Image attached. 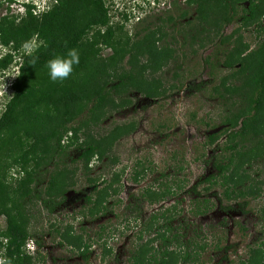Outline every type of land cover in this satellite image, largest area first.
I'll return each instance as SVG.
<instances>
[{
    "label": "rangeland",
    "instance_id": "374dc122",
    "mask_svg": "<svg viewBox=\"0 0 264 264\" xmlns=\"http://www.w3.org/2000/svg\"><path fill=\"white\" fill-rule=\"evenodd\" d=\"M13 1L9 5L8 0H0V20L4 15L7 17L4 27L12 21L17 26L21 18L19 11L24 8L20 3L13 4ZM59 1L29 0L30 3L25 5L33 7V14L40 17L53 6H58ZM173 1H176L175 6ZM196 1L105 0L110 20L108 27L101 28V31L109 29L112 32L114 41H118L120 48L122 46L125 50V57L120 61L123 53L113 56L112 48L99 44L95 48L99 51L95 66L100 69L94 65L92 69L100 71L104 68L106 73H113L116 69L120 71L121 68L127 70L129 53L135 43L143 39L146 30L163 32L158 45H169L172 57L154 74L146 72L141 77L148 82L154 79L159 89L158 96L148 98L133 90L116 95L114 99H120L118 103L125 106L104 110L98 123L90 127L93 134L102 136L116 126L132 124V131L114 143L108 158L106 156L101 162L94 159L89 165L90 170L86 171L77 160L75 147L71 146L36 169L33 194L25 202V211L30 219L27 251L34 257L38 255L36 264H128L130 250L136 243L134 233L139 230L141 222L140 218L134 220L131 214L134 208L140 210L139 217L146 219L154 211H163L175 205L179 213L174 215L172 227H178L179 232L185 233L183 241L189 239L198 245L205 244L197 264H239L248 259L249 247L255 248L263 240L260 210L264 208V144L253 146L250 152L252 158L244 165L250 176L248 183L257 191L255 197L226 201L221 188L216 186L205 191L207 184L203 181L213 173L212 153L221 151L226 145V119L243 105L237 96L231 97L227 91V94L224 93L221 81L230 71L222 63L228 51L236 45L238 37L248 46V52L259 47L264 40V34L258 31L264 27V17L259 24L241 26L238 22L240 11L247 6V2H243L238 4L239 15L232 22L223 25L219 31L205 30L198 35L203 24L199 25L196 20ZM83 17L82 10L78 13V21L82 23ZM169 17L172 20L168 21ZM233 31L236 34L231 40L221 42ZM94 32H90V40ZM195 36L202 42H194ZM25 41L22 40L18 46L13 41L7 45L0 41V60L11 57L6 67L0 69V76L6 84L15 80L6 77L15 74L14 68L18 69L25 55L21 51ZM121 50L116 48V51ZM243 79V76L230 79L226 86L241 87ZM45 114L49 113L41 109L37 116L40 118ZM50 114L53 115L51 111ZM36 117L33 120L37 123L39 118ZM82 119L86 117H81L72 126L77 127ZM82 133L80 131L78 137H82ZM212 133L219 138L215 144L208 146L206 142ZM67 137L70 133L63 139L64 143ZM24 149L13 154L3 152L0 156V176L6 182L13 183L23 175L13 160ZM112 159H116L114 164ZM136 163L140 166L137 167ZM134 167L144 172L138 183L130 180ZM27 169H33V165L29 164ZM57 170L63 171L68 188L63 197L46 200L49 178ZM118 172H123L119 196L108 198L106 212L97 215L93 210L90 213L91 206L84 205V194L91 191L88 178L96 179L100 184L102 180H111ZM196 183L199 184L196 189L198 195L189 190ZM148 186L160 191L166 186L173 194L161 202L148 204L139 197L142 189ZM203 198L209 200L210 207L205 214L195 216L193 204ZM243 201H247V206L240 210ZM227 206L231 209L224 210ZM4 224L0 218V229ZM65 229L71 230L73 235H82L84 241L90 244L87 261L75 248L62 244L60 233ZM226 246L232 248L226 250Z\"/></svg>",
    "mask_w": 264,
    "mask_h": 264
},
{
    "label": "trees",
    "instance_id": "16d2710c",
    "mask_svg": "<svg viewBox=\"0 0 264 264\" xmlns=\"http://www.w3.org/2000/svg\"><path fill=\"white\" fill-rule=\"evenodd\" d=\"M12 1L8 0V4ZM190 1L185 0V3ZM59 2L58 6H53L40 17L33 14V7L24 5L26 11L23 15L20 14L17 26H14L12 21L8 27H4L6 15L0 20V41L4 45L12 41L19 45L22 40H28L34 34H39L47 45L39 47L35 52L38 59L34 66L29 64L32 57L22 56L18 68L21 75L12 81L11 86L7 87V91L0 98L3 110L0 114V156L3 152L13 154L16 150L18 152L25 148L23 153L13 160V164L19 165L23 175L13 183L6 182L5 178L0 176V218L5 223L0 229V256L11 261V264H36L35 260L38 261L39 258L38 255L34 257L27 251L30 242V219L25 211V202L33 194L32 185L36 169L41 163L62 154L71 146L75 147L77 160L86 171L90 170L89 165L94 159L101 162L106 156L108 158L114 143L132 131V124L116 126L102 136L93 134L90 127L98 123L105 113L104 110L125 106L124 103H118L120 99H114L116 95L133 90L148 98L158 96L159 89L154 79L148 82L141 77L146 72L154 74L172 57L169 45H158L163 32L146 30L143 39L135 43L133 51L129 53L127 70L121 68L120 71L116 69L113 73H106V69L102 68L97 71L96 69H100L95 66L96 54L99 51L95 48L99 44L112 48L115 53L113 56L123 53L120 61L125 57V50L122 46L120 48L118 41H114L112 32L109 29L101 31V28L108 27L110 20L105 0ZM243 2H247V6L240 11V25L250 27L259 24L260 19L264 17V0H197L196 20L199 25L203 24L197 34L200 35L205 30L219 31L223 25L232 22L239 15L238 4ZM173 3L175 6L176 1ZM82 10L84 20L81 23L78 21V13ZM169 20H172L171 17ZM93 30L95 32L90 40L89 34ZM258 31L264 34V27ZM235 34L236 31H233L221 42L231 40ZM196 40L202 42L197 36L193 41ZM82 46L84 47L80 51ZM117 47L122 50L116 51ZM72 48L80 53L79 65L75 67L69 79L52 82L47 62L55 56L66 55ZM10 61V56L1 59L0 69H4ZM222 64L230 71L221 81L224 93L227 94V91L231 97L237 96L243 105L233 112L231 118L226 119V145L221 151L212 153L210 162L213 173L205 177L203 182L207 184L205 191L217 186L222 189V197L231 201L257 195L256 189L248 183L250 176L244 170V165L252 158L250 152L253 146L257 143L264 144V40L255 51L248 52V46L238 37L236 45L228 51ZM93 65L95 70L92 69ZM239 76L244 78L241 87L226 86L228 80ZM3 81L0 76V85ZM0 89L2 90V87ZM41 109H45L49 114L51 111L53 115H40L39 118L37 115ZM83 116L86 119H82L77 127H73L72 124ZM33 117L39 118L38 125ZM80 131L83 132L82 137H78ZM68 133L70 137H67V142L64 143L63 139ZM218 138L216 133L210 134L206 145L212 146ZM115 162L116 159H112V164ZM29 164L33 165V169H27ZM136 166H140V163H136ZM137 167H134L130 179L135 183L144 175V172L136 169ZM122 173L118 172L111 180H102L100 184L98 180L88 178L91 191L84 194V205L91 206L90 213L93 210L97 215L106 212L105 204L108 198L119 196ZM66 182V179H63V171L52 173L45 191L46 200L63 197L68 188ZM197 186L198 183L189 190L198 195ZM171 194L173 191L169 187L165 186L160 191L148 186L142 189L139 197L148 204H156ZM193 205L195 216H201L210 207V202L203 198L201 201L196 200ZM245 206L247 201L241 202L240 210ZM229 209L230 206L224 208ZM139 213L140 210L136 208L131 210L134 220L140 218L141 222L138 224L139 230L134 233L136 243L130 250L128 264L198 263L200 251L204 250L205 244L198 245L189 239L186 242L182 240L185 233L179 232L178 227L174 229L171 225L175 219L174 215L179 213L175 205L163 211H154L146 219L139 217ZM260 217L264 236V208L260 210ZM60 237L62 244L75 248L84 261L88 260L90 244L84 241L82 235H73L71 230L65 229L60 233ZM230 248L232 247L226 246L225 249ZM263 262L264 238L255 248L249 247L248 259L240 261L239 264Z\"/></svg>",
    "mask_w": 264,
    "mask_h": 264
},
{
    "label": "clouds",
    "instance_id": "9594fccd",
    "mask_svg": "<svg viewBox=\"0 0 264 264\" xmlns=\"http://www.w3.org/2000/svg\"><path fill=\"white\" fill-rule=\"evenodd\" d=\"M20 3V6L23 7L22 11H19L21 15L24 14L26 11L24 5L29 4V0L19 1L14 0L13 4ZM34 11V10H32ZM44 46L46 47V42L42 39H39V34H34L29 40L23 42L21 45V51L27 55L32 57V59L29 61V64L34 66L37 62L38 57L35 56V52L39 49V47ZM80 58L78 50L75 48L69 49L66 53V55H58L54 58L50 59L47 62V67L49 69V76L52 82H63L67 79H69L73 72L75 71V67L79 65ZM19 68V67H18ZM14 75H9L6 78L12 77L16 78L21 75V72L19 69L14 68ZM5 78V79H6ZM5 81V80H4ZM3 81V84L0 85L2 87L3 91L6 92L7 85ZM0 264H11V261H7L4 259H0Z\"/></svg>",
    "mask_w": 264,
    "mask_h": 264
},
{
    "label": "built area",
    "instance_id": "2783aa9c",
    "mask_svg": "<svg viewBox=\"0 0 264 264\" xmlns=\"http://www.w3.org/2000/svg\"><path fill=\"white\" fill-rule=\"evenodd\" d=\"M33 12H34V11H33ZM12 81H13V80H10V81L7 82V87H8V86H11ZM7 87H6V91H7ZM4 93H5V92L3 91V89H2V90L0 89V98H1V96H3ZM2 111H3V110H2V107L0 106V114H1ZM0 259H2L1 256H0Z\"/></svg>",
    "mask_w": 264,
    "mask_h": 264
}]
</instances>
